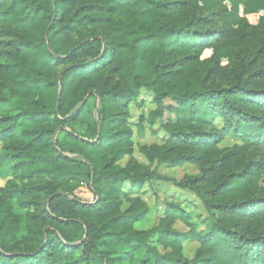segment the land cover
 Segmentation results:
<instances>
[{
  "label": "trees",
  "instance_id": "trees-1",
  "mask_svg": "<svg viewBox=\"0 0 264 264\" xmlns=\"http://www.w3.org/2000/svg\"><path fill=\"white\" fill-rule=\"evenodd\" d=\"M0 31V106L18 103L0 117V162L21 179L0 186V264H264V0H0ZM140 89L156 104L150 127L173 114L162 143L138 148L147 164L127 122ZM154 164L197 173L167 179ZM152 179L193 193L208 229L174 202L135 228L148 206L124 186ZM81 183L93 201L71 194Z\"/></svg>",
  "mask_w": 264,
  "mask_h": 264
},
{
  "label": "rangeland",
  "instance_id": "rangeland-1",
  "mask_svg": "<svg viewBox=\"0 0 264 264\" xmlns=\"http://www.w3.org/2000/svg\"><path fill=\"white\" fill-rule=\"evenodd\" d=\"M11 39L2 34L0 31V52L4 51L5 48L10 44ZM2 58L0 57V61ZM153 95L151 92L140 89L139 95L135 101H130L128 104V117L127 122L130 129L132 130L131 140L133 142L132 150L133 156L141 163L147 164V160L139 153L138 148L142 145H150L153 143H162L166 138L167 134L161 128L160 124L166 121L168 118H173V114H169L166 110H163L162 117L157 118L152 127L147 123V115L151 110H154L156 104L153 102ZM5 102L0 106V117L12 116L18 112V103L13 99H8L5 95ZM172 104L171 100L166 98L163 100V106ZM96 108L93 109L92 114L96 118ZM90 112L87 107L83 110L78 120L73 121L71 126L76 129H82L86 126L89 120ZM142 117L143 128L137 131V124L139 118ZM219 125L218 121L215 122ZM21 127L28 126L27 122H21ZM65 129H70L67 126H63ZM54 141V140H53ZM236 140H224L221 142V147H229L236 143ZM3 142L0 141V156L3 157ZM125 157L121 164L127 161ZM11 165L5 162H0V186L15 187L21 186V179L16 177L11 170ZM155 166L156 173L160 177H166L167 179H180L184 174H196L197 168L193 165L187 164L182 167H169L167 164H157ZM11 167V168H10ZM71 194L76 196L82 201H93L94 194L90 191L89 185L85 183L79 184V186L71 189ZM140 196L148 206V212L142 221L136 222L134 227L140 230L151 228L157 224V221L162 217L166 204L168 202L178 203L183 208L185 214L189 216L188 222L195 227L197 231L204 232L209 227L208 220H203L205 216L203 207L199 199L191 192L181 189L175 186L172 181L163 179H152L151 181L144 184L143 188L138 190L131 188L128 184L124 186V197L127 196ZM27 200V198H23ZM126 207V203H123L122 208ZM14 210L16 213H22L23 210L19 208V204H14ZM201 215V216H198ZM201 217V218H200ZM173 228L179 231H187L189 226L181 220H176L173 223ZM25 230L20 227L18 235H23ZM198 246L196 240H187L183 242V253L187 257H192L194 250Z\"/></svg>",
  "mask_w": 264,
  "mask_h": 264
},
{
  "label": "water",
  "instance_id": "water-1",
  "mask_svg": "<svg viewBox=\"0 0 264 264\" xmlns=\"http://www.w3.org/2000/svg\"><path fill=\"white\" fill-rule=\"evenodd\" d=\"M77 107H78V106H77ZM77 107H75V108H77ZM75 108H74V109H75ZM74 109H73V110H74ZM73 110H72V111H73ZM72 111H71V112H72Z\"/></svg>",
  "mask_w": 264,
  "mask_h": 264
}]
</instances>
